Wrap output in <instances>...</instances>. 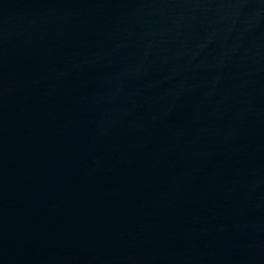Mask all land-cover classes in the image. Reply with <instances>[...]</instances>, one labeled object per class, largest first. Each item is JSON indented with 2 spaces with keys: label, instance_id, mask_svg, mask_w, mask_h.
Segmentation results:
<instances>
[{
  "label": "water",
  "instance_id": "obj_1",
  "mask_svg": "<svg viewBox=\"0 0 264 264\" xmlns=\"http://www.w3.org/2000/svg\"><path fill=\"white\" fill-rule=\"evenodd\" d=\"M0 264H264V0H0Z\"/></svg>",
  "mask_w": 264,
  "mask_h": 264
}]
</instances>
